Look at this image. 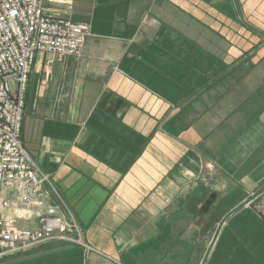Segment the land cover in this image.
Wrapping results in <instances>:
<instances>
[{"label":"crops","instance_id":"crops-1","mask_svg":"<svg viewBox=\"0 0 264 264\" xmlns=\"http://www.w3.org/2000/svg\"><path fill=\"white\" fill-rule=\"evenodd\" d=\"M45 8L90 32L80 57L35 54L20 141L91 251L0 264H264V0Z\"/></svg>","mask_w":264,"mask_h":264},{"label":"built area","instance_id":"built-area-1","mask_svg":"<svg viewBox=\"0 0 264 264\" xmlns=\"http://www.w3.org/2000/svg\"><path fill=\"white\" fill-rule=\"evenodd\" d=\"M89 32V25L49 12L45 0H0V256L51 242L91 251L76 220L44 204L49 176L40 171L20 141L35 54L80 57ZM44 206V214L34 212ZM256 210L264 221V201ZM33 216L38 227L17 226Z\"/></svg>","mask_w":264,"mask_h":264},{"label":"rangeland","instance_id":"rangeland-1","mask_svg":"<svg viewBox=\"0 0 264 264\" xmlns=\"http://www.w3.org/2000/svg\"><path fill=\"white\" fill-rule=\"evenodd\" d=\"M18 227H22V226H34V224H27V223H23V222H18L17 223Z\"/></svg>","mask_w":264,"mask_h":264}]
</instances>
